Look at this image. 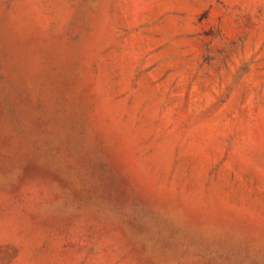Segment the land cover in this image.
<instances>
[{
    "label": "rangeland",
    "instance_id": "374dc122",
    "mask_svg": "<svg viewBox=\"0 0 264 264\" xmlns=\"http://www.w3.org/2000/svg\"><path fill=\"white\" fill-rule=\"evenodd\" d=\"M0 264H264V0H0Z\"/></svg>",
    "mask_w": 264,
    "mask_h": 264
}]
</instances>
